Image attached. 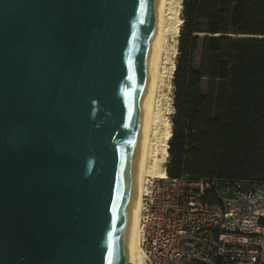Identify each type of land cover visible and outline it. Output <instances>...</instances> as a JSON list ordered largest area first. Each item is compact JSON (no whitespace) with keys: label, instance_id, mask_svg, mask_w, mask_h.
I'll use <instances>...</instances> for the list:
<instances>
[{"label":"water","instance_id":"95a60500","mask_svg":"<svg viewBox=\"0 0 264 264\" xmlns=\"http://www.w3.org/2000/svg\"><path fill=\"white\" fill-rule=\"evenodd\" d=\"M162 0H0V264L129 263Z\"/></svg>","mask_w":264,"mask_h":264},{"label":"trees","instance_id":"16d2710c","mask_svg":"<svg viewBox=\"0 0 264 264\" xmlns=\"http://www.w3.org/2000/svg\"><path fill=\"white\" fill-rule=\"evenodd\" d=\"M181 5L165 173L264 181V0Z\"/></svg>","mask_w":264,"mask_h":264},{"label":"built area","instance_id":"2783aa9c","mask_svg":"<svg viewBox=\"0 0 264 264\" xmlns=\"http://www.w3.org/2000/svg\"><path fill=\"white\" fill-rule=\"evenodd\" d=\"M139 247L146 264H264V181L147 179Z\"/></svg>","mask_w":264,"mask_h":264},{"label":"bare ground","instance_id":"6f19581e","mask_svg":"<svg viewBox=\"0 0 264 264\" xmlns=\"http://www.w3.org/2000/svg\"><path fill=\"white\" fill-rule=\"evenodd\" d=\"M177 32L175 1L162 0L159 45L146 118L140 133L131 247L129 263L127 264H146L139 247L141 196L143 185L147 179L162 178L165 175V170L161 168V164L163 159L168 157L165 129L169 123L165 118L167 110L163 91L170 81L171 72L175 68L171 62L174 57L172 39L176 37Z\"/></svg>","mask_w":264,"mask_h":264},{"label":"rangeland","instance_id":"374dc122","mask_svg":"<svg viewBox=\"0 0 264 264\" xmlns=\"http://www.w3.org/2000/svg\"><path fill=\"white\" fill-rule=\"evenodd\" d=\"M175 1V10H176V26L178 29L177 35L176 37H174L172 39V48L174 51V57L171 59V62L176 65V59L178 56V38L180 35V29L182 26V16H181V11H182V5L181 2L182 0H174ZM200 57H201V53L200 50L198 51V53L195 56V61H194V66L196 69H198L199 64H200ZM174 71V70H173ZM173 71L170 74V81L167 84L166 88L163 91V98H164V103H165V108L167 110L165 118L168 120L169 125L166 127L165 129V143L167 144L168 140L170 139L171 136V118L172 115L174 113V109H173V94H174V87H173V83H172V75H173ZM205 87L206 84H203V90L205 91ZM167 162V157L163 159L162 164H161V168L163 169L166 165L165 163Z\"/></svg>","mask_w":264,"mask_h":264}]
</instances>
